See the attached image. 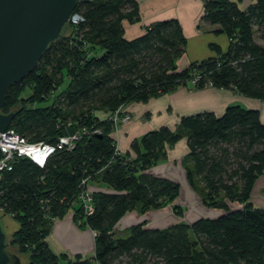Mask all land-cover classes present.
<instances>
[{"label":"trees","instance_id":"trees-1","mask_svg":"<svg viewBox=\"0 0 264 264\" xmlns=\"http://www.w3.org/2000/svg\"><path fill=\"white\" fill-rule=\"evenodd\" d=\"M203 6L202 21L216 25L214 32L228 37V47L211 45L214 56L179 70L186 38L177 20L154 21L128 40L122 21L139 20L136 0H79L74 10L84 22H68L32 71L8 88L2 111H16L9 127L28 141L81 133L73 149L56 151L42 168L19 157L1 175L0 207L18 224L9 246L18 255L28 253V264H264V210L249 201L254 181L264 174V124L257 110L233 104L220 116H182L175 128L149 131L131 143L132 152L118 154L112 122L98 115L170 93L196 76L195 89L212 86L264 100V46L254 41V27H264V0H252L245 9L237 0H206ZM183 136L189 184L205 206L224 213L163 229L141 222L125 237L117 235L114 227L127 212L176 199L179 184L148 170ZM83 178L86 188L98 180L107 189L91 192L94 211L81 217V207H74ZM228 202L241 207L232 209ZM70 209L95 232L91 258L57 255L46 242L51 218ZM174 209L182 215L180 206Z\"/></svg>","mask_w":264,"mask_h":264},{"label":"crops","instance_id":"crops-1","mask_svg":"<svg viewBox=\"0 0 264 264\" xmlns=\"http://www.w3.org/2000/svg\"><path fill=\"white\" fill-rule=\"evenodd\" d=\"M237 1L242 9L252 3V0ZM136 2L140 18L133 23L126 19L122 21L124 37L130 40L142 35L146 26L154 21L177 20L186 38L185 52L176 60L177 69H184L190 62L214 56L211 45H218L223 51L227 49L228 37L223 33H215L214 30L218 28L216 25L212 26L202 21L204 3L198 0H136ZM223 35L226 36L227 43ZM233 104L257 110L260 121L264 124V100L212 86L195 89L194 84L190 82L170 93L152 97L147 102H130L122 105L120 111L128 113L129 118L126 122L118 124L112 131L111 137L121 153L132 152L131 143L149 131L157 130L162 126L175 128L182 116L202 112H212L220 116L228 105ZM98 115L105 116L103 112ZM188 152L187 136H183L174 145L166 147L165 157L156 161L148 170L154 176L176 181L180 186L179 196L182 200L144 212L131 210L116 223L115 232H124L131 225L141 222H145L149 228L163 229L174 223L190 224L199 218L200 215H197L194 219L188 220L184 212L178 215L174 209V206L180 204L195 206L197 209L196 206L200 207L202 203L201 194L189 184L182 164ZM87 185L90 193L94 190L107 189L98 180L90 181ZM249 201L264 210V174L259 175L254 181ZM76 207L77 205L74 209ZM74 209L68 210L62 218L55 219L46 236L49 248L57 255H68V253L81 255L94 251V231L84 226L83 222L79 223L75 220ZM212 216L210 218H215Z\"/></svg>","mask_w":264,"mask_h":264},{"label":"water","instance_id":"water-1","mask_svg":"<svg viewBox=\"0 0 264 264\" xmlns=\"http://www.w3.org/2000/svg\"><path fill=\"white\" fill-rule=\"evenodd\" d=\"M78 1L0 0V132L16 115L15 110L2 111L8 88L31 72L49 45L64 35ZM17 227L0 208V264H24L8 242Z\"/></svg>","mask_w":264,"mask_h":264},{"label":"built area","instance_id":"built-area-1","mask_svg":"<svg viewBox=\"0 0 264 264\" xmlns=\"http://www.w3.org/2000/svg\"><path fill=\"white\" fill-rule=\"evenodd\" d=\"M198 1L204 3L206 0ZM68 22L71 26L77 27L84 22V17L79 12L74 10L70 14ZM197 80L198 76L194 77L191 82L194 84ZM104 118L111 121L114 129H116L119 123L126 122L128 120L129 114L122 113L119 108L114 112L105 114ZM80 136L81 133L75 131L70 134L58 136L54 142H31L28 141L26 137L9 127L5 131L0 132V150L4 154V156L0 157V180L2 173L4 171L11 170L12 165L17 158L25 157L42 168L47 162L48 158L51 157L56 151L62 149H73ZM115 150L117 154L120 153L116 145ZM87 180L88 178H83L81 180L80 187H82V190L76 198V205L82 209L81 217H83V215L88 216L94 211L92 195L86 188ZM51 219L55 218L52 217ZM77 221L79 223L83 222L81 219H78Z\"/></svg>","mask_w":264,"mask_h":264},{"label":"rangeland","instance_id":"rangeland-1","mask_svg":"<svg viewBox=\"0 0 264 264\" xmlns=\"http://www.w3.org/2000/svg\"><path fill=\"white\" fill-rule=\"evenodd\" d=\"M254 28H255L254 41L256 43L264 46V27H262V28L254 27ZM223 36L225 38V42L227 43L226 36L225 35H223ZM219 38H222V37L219 36ZM28 93H29V90L28 89H25L22 94L23 95H26ZM180 200H182V197H180L179 194H178V196L176 197V199L174 201H180ZM230 203L231 204L229 206L232 209H234V208H240L241 207V204L239 202H230ZM202 204H203V200H202V203H201L200 207L199 206H196L197 209L195 208V206H190L188 204H180L179 206L182 208L183 212L185 213V218L188 219V220L194 219L195 217H197V215H200L199 218H201V217H208V218H210L212 215H215V216H212V217H218L217 215H221L222 213H224V209H222V208H212V207L207 208V206H205L204 204L203 205L205 207H203ZM166 205H168V204H166ZM8 216L13 221H15L10 215H8ZM74 218H75V214H74ZM52 221L54 222L55 219H52ZM12 233H10L9 236H11ZM116 233L119 236L125 237L128 234V229H126L124 232H116ZM94 237H95V234H94ZM191 237H192V235H191ZM92 254H93V252H85V253H83L81 255L83 256V258H91L92 257ZM28 255H29L28 253H24V254H21V255L19 254V257H20L21 261L24 264H28L29 263L28 262ZM74 255L75 254L68 253V256L71 257V258H73ZM59 264H65V262L64 261H60Z\"/></svg>","mask_w":264,"mask_h":264}]
</instances>
